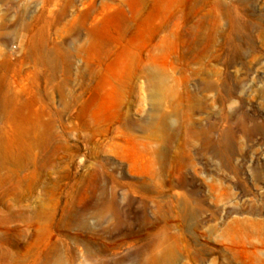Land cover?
I'll use <instances>...</instances> for the list:
<instances>
[{
    "label": "rangeland",
    "instance_id": "374dc122",
    "mask_svg": "<svg viewBox=\"0 0 264 264\" xmlns=\"http://www.w3.org/2000/svg\"><path fill=\"white\" fill-rule=\"evenodd\" d=\"M0 264H264V0H0Z\"/></svg>",
    "mask_w": 264,
    "mask_h": 264
}]
</instances>
